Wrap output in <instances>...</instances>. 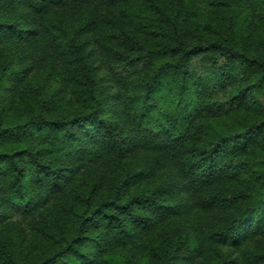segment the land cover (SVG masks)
<instances>
[{
  "label": "trees",
  "instance_id": "16d2710c",
  "mask_svg": "<svg viewBox=\"0 0 264 264\" xmlns=\"http://www.w3.org/2000/svg\"><path fill=\"white\" fill-rule=\"evenodd\" d=\"M0 264H264V0H0Z\"/></svg>",
  "mask_w": 264,
  "mask_h": 264
}]
</instances>
